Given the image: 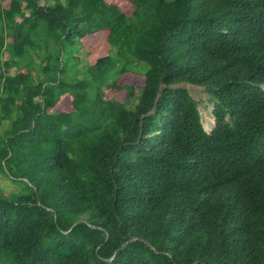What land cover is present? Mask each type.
Listing matches in <instances>:
<instances>
[{
	"label": "trees",
	"instance_id": "16d2710c",
	"mask_svg": "<svg viewBox=\"0 0 264 264\" xmlns=\"http://www.w3.org/2000/svg\"><path fill=\"white\" fill-rule=\"evenodd\" d=\"M128 2L0 0V264H264V0Z\"/></svg>",
	"mask_w": 264,
	"mask_h": 264
},
{
	"label": "rangeland",
	"instance_id": "374dc122",
	"mask_svg": "<svg viewBox=\"0 0 264 264\" xmlns=\"http://www.w3.org/2000/svg\"><path fill=\"white\" fill-rule=\"evenodd\" d=\"M107 2L116 3L119 4L120 8L126 13L130 14L132 11V5L128 2V0H106ZM53 0H40V3H52ZM106 33L105 31L95 32L91 37L83 38V42H79L81 46H79L78 52L76 53L77 56L82 59L81 62H90L92 63L96 57H98L101 54H106L108 51V46L106 44ZM89 38V39H88ZM86 39H88L86 41ZM130 78L131 80L127 79ZM132 82L135 86L141 85L142 78L139 76H130V75H124L123 78H120L118 80V83L124 84ZM185 86L190 94L193 96V98L198 103V108L200 109V112L202 114V123L207 131H209L212 128V117L210 115V109L211 104L207 103L205 101V94L203 92V89L199 86H193L190 84H183ZM138 92H136L135 97L130 98L129 100V107L132 108L137 100ZM106 97L115 96L119 100H122L124 98V92H117L114 93L110 90H105ZM63 102L59 103L56 108L58 109H68L70 99L68 97L63 98ZM20 186L13 182L11 179H9L7 176H4L0 174V189L5 193L8 194L12 191H18Z\"/></svg>",
	"mask_w": 264,
	"mask_h": 264
},
{
	"label": "water",
	"instance_id": "95a60500",
	"mask_svg": "<svg viewBox=\"0 0 264 264\" xmlns=\"http://www.w3.org/2000/svg\"><path fill=\"white\" fill-rule=\"evenodd\" d=\"M198 110H199V112H200V109L198 108ZM212 111H213V109L211 108L210 109V114L212 115ZM200 117H202V114H201V112H200ZM215 122H216V119H215V117L212 119V128L215 126ZM203 127H204V125H203ZM205 128V127H204ZM212 128L208 131V132H210L211 130H212ZM207 131V130H206Z\"/></svg>",
	"mask_w": 264,
	"mask_h": 264
},
{
	"label": "clouds",
	"instance_id": "9594fccd",
	"mask_svg": "<svg viewBox=\"0 0 264 264\" xmlns=\"http://www.w3.org/2000/svg\"><path fill=\"white\" fill-rule=\"evenodd\" d=\"M211 108L213 109V107L211 106ZM211 115V114H210ZM212 119L214 118L213 116V111H212V115H211ZM216 119V118H215ZM201 121H202V118H201ZM203 124V123H202ZM205 129V128H204ZM206 130V129H205ZM208 132V131H207Z\"/></svg>",
	"mask_w": 264,
	"mask_h": 264
}]
</instances>
